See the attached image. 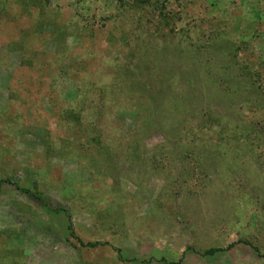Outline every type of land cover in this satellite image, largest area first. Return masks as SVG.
<instances>
[{"label":"rangeland","instance_id":"1","mask_svg":"<svg viewBox=\"0 0 264 264\" xmlns=\"http://www.w3.org/2000/svg\"><path fill=\"white\" fill-rule=\"evenodd\" d=\"M0 264H264V0H0Z\"/></svg>","mask_w":264,"mask_h":264},{"label":"trees","instance_id":"2","mask_svg":"<svg viewBox=\"0 0 264 264\" xmlns=\"http://www.w3.org/2000/svg\"><path fill=\"white\" fill-rule=\"evenodd\" d=\"M91 245H92V246H95L96 244H91ZM91 245H90V246H91Z\"/></svg>","mask_w":264,"mask_h":264}]
</instances>
